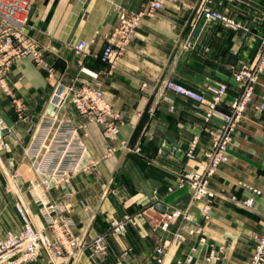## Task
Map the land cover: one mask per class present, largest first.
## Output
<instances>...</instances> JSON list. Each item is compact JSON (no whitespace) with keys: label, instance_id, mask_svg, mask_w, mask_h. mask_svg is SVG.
Masks as SVG:
<instances>
[{"label":"crops","instance_id":"0c3cea01","mask_svg":"<svg viewBox=\"0 0 264 264\" xmlns=\"http://www.w3.org/2000/svg\"><path fill=\"white\" fill-rule=\"evenodd\" d=\"M146 2L35 0L27 33L40 46L42 63L18 60L0 76L3 141L10 162L19 167L17 192L52 244L60 238L58 251L44 248L29 264H157L159 257L161 264H248L264 232V71L257 77L254 102L233 134L228 162L209 179L216 196L207 218L202 212L206 200L190 207L193 191L184 178L205 166L211 133L224 122L221 117L206 122L205 110L195 101L165 87L173 82L212 100L218 87L226 85L218 110L228 114L242 91L233 74L244 65L254 66L261 52L264 0L167 3L143 19L113 66L103 63L118 10L137 13ZM202 10L218 12L239 27L206 20ZM81 42L86 48L78 52ZM59 84L78 91L100 89L122 122L117 138L109 140L104 126L69 99L59 119L77 128L86 153L76 173L49 181L47 191L25 150L32 134L45 130ZM173 144L177 147L172 149ZM191 150L192 159L187 157ZM24 164L32 175L23 173ZM254 190L261 195L252 209L237 203L253 197ZM42 202L67 207L55 228L48 225ZM158 204L166 207L165 214L155 210ZM185 211L192 221L180 215L163 228L169 216ZM194 224H203V235L190 234ZM22 228L16 197L0 180V237ZM66 230L69 237L62 234ZM99 236L106 238L104 252L80 250L84 241Z\"/></svg>","mask_w":264,"mask_h":264},{"label":"built area","instance_id":"2783aa9c","mask_svg":"<svg viewBox=\"0 0 264 264\" xmlns=\"http://www.w3.org/2000/svg\"><path fill=\"white\" fill-rule=\"evenodd\" d=\"M35 0H0V76L9 70L12 63L25 58H31L38 64L42 63L41 49L37 41L27 33L30 12ZM179 0H147L144 8L140 12H130L124 9L118 10V18L114 31L107 38L106 44L101 54V61L109 66H113L120 58L129 40L135 35L143 19L155 15L163 10L167 3H176ZM201 15L206 20L223 22L232 27H239L234 21L218 12L202 10ZM191 47V43H188ZM86 48V43L81 42L77 46V51L82 52ZM264 71V39L261 41V52L254 66H243L233 74V80L241 85L242 91L231 104L228 114L219 112L218 107L226 97L228 88L220 85L212 100H208L202 94L195 93L187 88L173 82L166 83V89H170L190 100L195 101L199 107L205 110L204 120L212 121L215 117H221L224 124L217 132H212L213 144L207 154V162L203 168L195 173L187 174L184 178L192 188V200L194 202L206 200L202 209L205 218L209 211L216 193L209 184V179L214 176L222 165L228 162V149L233 141V134L237 126L244 118L248 108L254 102L255 85L257 77ZM73 100L76 108L92 116V120L104 126V136L109 140H115L119 133V125L122 117L116 115L111 105L106 101L103 91L97 88H82L77 90L74 87H65L59 84L50 102L53 111L45 117V127L43 133L35 131L29 146L25 150V157L32 163L37 179L49 190V181L61 182L67 180L69 176L76 173L86 147L80 140L77 128L69 123L60 121L59 114L69 101ZM264 109V105L261 106ZM21 114V113H20ZM4 121L0 119V129L5 130ZM4 132V131H3ZM3 143V139L1 140ZM6 146V144H4ZM188 158H194L193 150L188 152ZM253 197L244 202H237L246 209H252L255 197L261 192L254 190ZM42 207L46 208L45 219L49 226L55 228L60 221L59 216L67 209L65 205L42 202ZM23 218V228L19 233H10L6 239L0 237V264H29L38 260L42 250L46 248L50 253L61 248L59 239L57 243L51 242L45 232L39 228L32 216L21 209ZM182 216L187 221H192L188 211L177 212L169 216L163 228L167 229L173 218ZM264 217V211H263ZM71 225V224H70ZM69 224L67 225L70 226ZM203 224H194L190 229V234L203 235ZM69 237V230L62 233ZM177 239L182 236L177 235ZM204 241V239H203ZM74 244V242H73ZM79 247V246H78ZM90 248L94 253H101L107 249L106 238L99 236L92 242L84 241L80 245V250ZM161 254V251H159ZM161 257L157 264H161ZM248 264H264V232L256 239V245Z\"/></svg>","mask_w":264,"mask_h":264},{"label":"rangeland","instance_id":"374dc122","mask_svg":"<svg viewBox=\"0 0 264 264\" xmlns=\"http://www.w3.org/2000/svg\"><path fill=\"white\" fill-rule=\"evenodd\" d=\"M1 120H3V119H1ZM3 143L6 144L7 142L5 143V141H3ZM4 144H2L0 142V180L5 182L7 184V186H8V188H9L10 192L15 195L18 211L20 212V210L23 209V210L28 212L26 205L21 200V197L19 195L20 192L19 193L17 192V187H16L17 185L15 183V181L17 179V176H18V168L19 167L14 166V164H12L10 162L9 153L6 152L7 149H8V145L6 144V146H5ZM1 161H3L5 164H2ZM25 165L26 164H24V166ZM26 166L22 169V171H24L23 173L27 172L28 175L29 174L32 175L33 174L32 168L31 167L30 168H26ZM20 215H21V213H20ZM21 217H22V215H21ZM7 236L5 238H3V237H1V238L6 239Z\"/></svg>","mask_w":264,"mask_h":264},{"label":"water","instance_id":"95a60500","mask_svg":"<svg viewBox=\"0 0 264 264\" xmlns=\"http://www.w3.org/2000/svg\"><path fill=\"white\" fill-rule=\"evenodd\" d=\"M52 111H53V106H51V107L49 108L47 115H50ZM3 136H4V132H2V130L0 129V142H1V140L3 139ZM174 147H177V144H173V145H172V149H173ZM155 210L158 211V212H160V213H162V214H165V213H166V207L163 206L162 204H158V205H156V206H155Z\"/></svg>","mask_w":264,"mask_h":264},{"label":"bare ground","instance_id":"6f19581e","mask_svg":"<svg viewBox=\"0 0 264 264\" xmlns=\"http://www.w3.org/2000/svg\"><path fill=\"white\" fill-rule=\"evenodd\" d=\"M3 132V131H2Z\"/></svg>","mask_w":264,"mask_h":264}]
</instances>
